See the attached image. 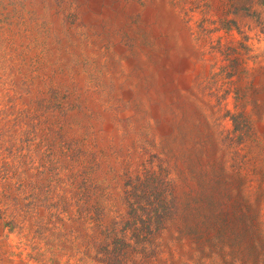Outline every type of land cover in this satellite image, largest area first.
Masks as SVG:
<instances>
[{
    "label": "rangeland",
    "instance_id": "rangeland-1",
    "mask_svg": "<svg viewBox=\"0 0 264 264\" xmlns=\"http://www.w3.org/2000/svg\"><path fill=\"white\" fill-rule=\"evenodd\" d=\"M0 264H264V0H0Z\"/></svg>",
    "mask_w": 264,
    "mask_h": 264
},
{
    "label": "bare ground",
    "instance_id": "bare-ground-1",
    "mask_svg": "<svg viewBox=\"0 0 264 264\" xmlns=\"http://www.w3.org/2000/svg\"><path fill=\"white\" fill-rule=\"evenodd\" d=\"M110 9V8H109ZM118 10V9H117ZM120 12H122L121 10H120ZM154 13V12H153Z\"/></svg>",
    "mask_w": 264,
    "mask_h": 264
}]
</instances>
